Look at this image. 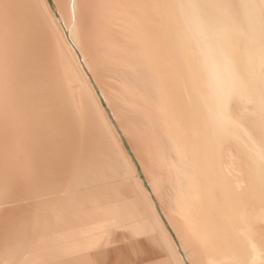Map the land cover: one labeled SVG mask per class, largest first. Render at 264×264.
Here are the masks:
<instances>
[{
    "label": "bare ground",
    "instance_id": "bare-ground-1",
    "mask_svg": "<svg viewBox=\"0 0 264 264\" xmlns=\"http://www.w3.org/2000/svg\"><path fill=\"white\" fill-rule=\"evenodd\" d=\"M34 41L40 44L35 51ZM119 62L132 71L140 68L141 84L126 85L121 92L110 88L105 74ZM112 95H124L138 107L150 130L130 132ZM96 129L113 143L124 177L112 181L114 176L107 175L110 180L97 179V186H85L81 193L69 188V179L70 191L48 199L50 188L47 195L41 183L56 188L60 176L52 171L48 177L59 176L51 179L54 186L49 178L35 179L39 187L33 192L42 190L40 201L35 194L34 200L25 195L39 201L33 207L44 200L53 222L69 227L58 235L54 260L63 254L76 256L68 264H103L114 233L126 230L166 250L167 258L151 264H264V0H0V224L12 220L14 227L24 210L18 213L20 192L13 183H32V174L42 167L65 170L71 157L61 159L72 133L88 137ZM148 169L164 170L172 178L169 208L161 203L168 177L148 174ZM96 171V176L101 173ZM23 185L21 192H31ZM42 213L35 223L28 213L34 229H45L36 219ZM13 227L5 234L17 236ZM17 253L26 255L0 250V264L49 261L42 256L46 253H37L19 263Z\"/></svg>",
    "mask_w": 264,
    "mask_h": 264
},
{
    "label": "rangeland",
    "instance_id": "rangeland-1",
    "mask_svg": "<svg viewBox=\"0 0 264 264\" xmlns=\"http://www.w3.org/2000/svg\"><path fill=\"white\" fill-rule=\"evenodd\" d=\"M50 1H52V0H50ZM33 44H36L35 43V41L34 42H32ZM32 44V49H34V47L35 48H38V45H40V44H36L37 45V47L36 46H34ZM37 50V49H36ZM34 51H35V49H34ZM142 74H143V72H142V70L139 68V69H136L135 71H132L131 69H127V68H125V66H123L122 64H121V62H119V63H117V66L115 67V68H113V69H111L109 72H107V74H105V81H106V84L108 85V86H110V88H112L113 90H115V91H119V92H121V91H124V89H122V88H124V86H126V85H135V84H141V82H142ZM111 99H112V102L117 106V110H118V112H119V114H120V116H121V119L123 120V122H124V124H125V126H126V128L130 131V132H132V133H135L136 131H139V132H148L149 130H150V127H149V124H148V122H146L145 120H144V118H143V116H141V114H140V112L138 111V107H134V106H132V104L130 103V101L127 99V98H124V95H122V96H114V95H112L111 96ZM111 118H112V122H113V124L115 125V128L120 132V136L122 137L123 135V133L121 132V130H120V128L118 127V124L116 123V121H115V119L112 117V115H111ZM90 129H95V127H93V128H90ZM98 129H96V130H94V133H92L93 132V130L91 131V130H89L90 131V133H89V135L90 136H92L91 137V141L89 142V139L90 138H88V137H90V136H88L87 137V135H85L87 138H88V141L87 142H89V143H87V144H89L88 146H89V151L85 148L86 146V143H85V141L87 140V138L85 137H83V135H82V137L81 138H83V139H81L79 136H77L76 134H73L72 133V135L74 136V137H72L70 140H69V143L71 144H75V146H76V144H77V142H80V140L79 139H81V143H79V144H77V146L75 147L74 145H70L69 147H68V149H67V154H69V155H67V154H64L65 156H64V158L63 159H61L62 160V162L64 161V159H65V161L66 160H68L70 157V163L71 164H68L69 162V160L68 161H66L67 162V167H66V169L64 170V168H63V170H58V169H52L51 171L50 170H47L46 169V167H42L41 169H38L39 171H38V173L37 172H35V174L33 173L32 175H34V176H31L32 178V183L31 182H28V183H30V184H25L24 183V181H19V179L17 180V184H14L13 183V189H15V193L16 192H20V193H18L17 194V196L15 197V198H20V200L19 199H17L18 200V202H20L19 204H17V207L19 208V206H20V208L18 209V213H20V211L19 210H21V209H24L23 210V212H22V210H21V214H20V216L19 217H17V218H19V220L17 219V218H15V220L14 221H16L17 223H16V225L13 227L12 226V223L14 224V222L12 221V220H10L11 222H9V221H6V222H4L3 221V223L2 224H4V227H3V225L2 224H0V226L2 225V227H0V228H2V232H4V233H2V232H0V234H1V239H5V237H6V240L7 241H1V239H0V244H1V242H2V244L0 245V250H2L3 251V253L5 252V251H8V250H10L11 252L12 251H16V250H18V251H20V253H23V254H25L26 252H27V250L26 249H28V254L26 253V255H24V257L23 258H20V257H22V256H20V254H18L17 253V255H16V257H17V259H16V261H18L19 260V263L20 262H22L21 260L22 259H24V258H26V260L27 259H30L31 257H33L34 255H36L37 253H46V254H42V256L44 257V259H46L48 262L46 263V264H55V263H53L54 261H56V264H68L71 260H73L72 258H75L76 256H69V255H63V254H60V255H58V256H56V260H54L53 258L55 257V256H52L53 254H51V253H53V252H55L56 250H57V248L55 249V247H54V245L56 244V242H58V235L60 236V235H63V234H67L68 232H66V231H68V226H63L62 228H60V227H58L56 224H55V222H53V221H55V219H53V215L50 213L51 212V210H52V208H50V206L49 207H44L45 206V204L44 203H42L43 201H41L40 202V206H39V208L38 207H36V205H34V207L36 208V209H33L34 207H33V204H38L37 202H39L40 200L38 199L39 197H37V194H41V191L42 192H47L46 190L47 189H49V191L48 192H50L51 191V193L49 194V198L48 199H50V197L51 196H53L52 194H54V196L56 195V197H57V194L56 193H58L59 191L61 192L62 191V193H61V195L64 193H66V192H68V191H70L69 190V188L70 189H72V190H75L76 188H78L77 189V191H80L79 193H81L83 190L85 191L87 188L85 187V186H87L88 188H93V187H95V186H97L98 184V182H96L97 181V179H98V181L100 182V180L102 179V180H110V179H108L109 177H111V175L112 176H114V177H111V178H113V180L112 181H114V180H118L119 178H121V177H124V176H122L123 175V171L121 170V169H119L116 165H117V162H118V156L116 155L117 153L115 152V150H114V148H112V147H114V145H112V144H110L109 142L111 141L110 139H109V137H107V135L104 133V132H101L100 130H98ZM102 130V129H101ZM96 131V132H95ZM99 131H100V133L102 134L103 133V137L104 138H102V136H99ZM97 132H98V134H97ZM75 136H77V137H79V139H76L77 137H75ZM81 136V135H80ZM105 136L108 138V140H110L109 142H108V140H107V142H106V138H105ZM94 137H96L97 139L99 138V137H101V138H99V140H101V141H98V143L96 142L97 141V139H96V141H95V139H94ZM124 137V136H123ZM75 138V140H74V142H73V139ZM85 139V140H84ZM103 139L105 140L104 142H105V144L108 146H103V144H104V142H103ZM72 140V141H71ZM76 140H79V141H76ZM94 140V141H93ZM162 140H163V143H164V145L166 146L167 144H168V140H167V138H162ZM83 141H84V143H83ZM93 141V142H92ZM96 144H95V143ZM102 144H101V143ZM90 143H91V145H90ZM99 143L103 146L102 147V149H101V145H99ZM92 144H95L94 146H97V145H99L98 146V148L99 149H101V150H99V152H97V153H95V152H93V150H97L98 148L96 147H93V145ZM104 144V145H105ZM71 146H74L73 148L71 147ZM78 146L80 147L81 146V148H78ZM84 146V149H86V150H84L82 147ZM91 146H92V149H91ZM111 148H110V147ZM126 146H127V148H128V150L130 151V145L129 144H126ZM135 146H136V148L139 150L140 148H142L141 147V144L136 140V142H135ZM104 147H106V149L104 148ZM76 148V149H75ZM88 148V147H87ZM70 149H72V152H70ZM84 150L85 151V153H84V151H82V150ZM91 149V150H90ZM103 149H105V151L103 150ZM112 149V150H111ZM80 150L83 152H81V156L80 155H78V153H80ZM106 150L108 151V154H109V152L111 153V157L113 158H111L110 156H108L106 153ZM70 153H69V152ZM79 151V152H78ZM92 151V152H91ZM101 151V152H100ZM78 152V153H77ZM87 152V153H86ZM114 152H115V154H114ZM92 154V156H91V154ZM93 153L96 155H93ZM102 153V157L103 156H105V157H100V155L99 154H101ZM112 153L114 154V156H112ZM74 154H76V156L74 155ZM85 154H90V156L88 155H84ZM99 156H98V155ZM105 154V155H104ZM73 155V156H72ZM110 155V154H109ZM116 155V156H115ZM68 157V158H65V157ZM76 157V159H75V157ZM79 157V159H77L78 157ZM82 156H83V158H82ZM96 157V158H95ZM101 159H103V166L102 167H100L101 165H102V163H101V161H102V159L100 160V163H99V158ZM108 157V159H112L113 160V162L111 163V161L112 160H107L106 158ZM110 157V158H109ZM117 159H116V158ZM72 158H74L73 160H72V162H71V159ZM87 158H88V160H87ZM93 158V159H92ZM98 158V159H97ZM87 161H86V160ZM91 159V160H90ZM117 161H116V160ZM75 160V161H74ZM76 160H77V162H76ZM79 160V161H78ZM85 160V161H84ZM94 160H97V161H93ZM105 160V161H104ZM108 162H107V161ZM82 161H84V163H82ZM89 161V162H88ZM110 161V162H109ZM65 162V163H66ZM73 162H75V163H78V165L79 166H81L82 167V169H80L81 167H79L77 164H75V163H73ZM81 162V163H80ZM85 162H86V164H87V166L86 165H83L82 166V164H85ZM90 165H92V166H90ZM96 163V164H95ZM112 164L111 166L110 165H108V164ZM114 163H116V164H114ZM73 164H75V165H73ZM93 164H95V169H94V165ZM100 164V166H99V168H97L99 171L101 170V173H99L98 172V174H97V176H98V178H96L97 176L95 175L96 173H94L97 169H96V167H98V165ZM104 164H107L108 166H110V169H109V167H107V166H104ZM68 165H69V167H68ZM71 165V166H70ZM77 165V166H76ZM89 165V166H88ZM75 168H74V167ZM85 166V167H84ZM136 166L137 167H139V169H141L142 167H140V164L138 163V162H136ZM87 167V168H86ZM89 167H91V168H93V169H91V168H89ZM103 167H105L106 169H108V170H106L105 169V171H103L104 169H103ZM117 167V168H116ZM45 168V170H43ZM68 168V169H67ZM79 169V170H76V173H75V170H72V169ZM86 168V169H85ZM88 168H89V170H91V171H89L88 170ZM101 168V169H100ZM115 168L117 169L116 171H115ZM70 169V171L67 173L68 174V177L70 176L71 178H68L67 177V175L65 174V177H61V175L60 174H62L63 173V175L62 176H64V173L66 172V170L68 171ZM83 169H85L84 171H82ZM112 169V170H111ZM118 169L120 170V171H118ZM41 170H43L44 171V173H43V171H41ZM57 170V171H56ZM80 170H81V172H80ZM88 170V171H87ZM95 170V171H94ZM97 170V171H98ZM111 170V171H110ZM41 171V172H40ZM45 171H48L47 173L45 172ZM52 171H55V172H53L54 174H56V172H57V175H59V176H57L56 177V179H58V177L60 178V179H58V180H56L55 179V176H54V178H50V177H53L52 175H54V174H50L49 175V172L51 173ZM60 171H62V172H59ZM63 171H65V172H63ZM74 171V172H73ZM93 171V173H91ZM96 171V172H97ZM110 171V172H109ZM117 171H118V173H122L121 174V176H118V175H120V174H118L117 173ZM71 172H73V173H75V174H71ZM85 172L86 173H89V174H85ZM41 173H43V175L44 176H42L41 177ZM46 173V174H45ZM82 173V174H81ZM84 173V174H83ZM112 173V174H111ZM149 173H151L152 175H154V176H156V177H165V178H167L168 177V179L166 180V182L162 185V188H161V197H162V200H161V203H162V205L167 209V208H169V206H170V203H171V199H172V196H173V181H172V178H170V176L168 175V174H166L167 172H165L164 170H159V171H156V173H154L152 170H150V169H148V174ZM39 176H38V175ZM41 174V175H40ZM50 176V177H48V175ZM71 174V175H70ZM76 174H78V175H76ZM81 174V175H80ZM100 174V175H99ZM102 174V175H101ZM37 175V176H36ZM47 175V176H46ZM81 177H80V176ZM83 175V176H82ZM85 175V176H84ZM88 175H89V177H88ZM92 175L94 176V177H92ZM109 177H108V176ZM23 176V174L21 175V177ZM47 178H46V177ZM72 176H75V177H72ZM101 176V177H100ZM104 176V177H103ZM144 177H147L146 176V174L145 175H143ZM20 176H19V178H21ZM24 177V176H23ZM22 177V178H23ZM36 177H40V181H42V180H47L48 178L51 180V179H55L54 181H55V183L57 184V183H59V184H57L55 187L56 188H53L52 189V186H50V185H52V183L50 182V180H49V182L51 183V184H43V183H41V185H42V187H43V189L41 190V189H37L38 190V192L40 191V193H37V190H36V192H33V189H36L37 187L36 186H38V183H36L37 182V180L35 181V179H37ZM45 177V178H44ZM67 177V178H66ZM80 177V178H79ZM86 177V178H85ZM100 177V178H99ZM117 177V178H116ZM43 178V179H42ZM65 178H66V180L68 181L67 183H66V180H65ZM75 179V181H74V179ZM79 178V180H77ZM90 180H89V179ZM94 178V179H93ZM95 178H96V180H95ZM62 179L64 180V181H62ZM69 179H70V182H71V185H73L72 187H70L71 185L69 184L70 182H69ZM73 179V180H72ZM91 179H93L92 181H91ZM62 181V185L64 184L65 186L64 187H66V188H64V187H62V189L64 190H61V188H60V190H58L59 188L57 187V186H62L61 185V181ZM88 180V181H87ZM94 180H95V182H94ZM106 180V181H107ZM171 180V181H170ZM52 181V180H51ZM54 181H52L53 182V186H54ZM57 181H59V182H57ZM73 181V182H72ZM76 181H79L78 183L76 182ZM83 181V182H82ZM22 182L24 183V185L22 184ZM63 182H65V183H63ZM75 182H76V185H75ZM82 182V183H81ZM72 183H74V184H72ZM80 183H81V188L82 189H80V186H78V184L80 185ZM92 183V185L91 186H89L90 184ZM31 184L34 186V187H31ZM67 184H69V188H68V185ZM84 184H86V185H84ZM97 184V185H96ZM19 185H23V187L25 186H27L26 187V190H27V188H28V190L29 191H31V192H29V193H27V191H25V192H23L24 190H25V188H23V189H21V186H19ZM20 189H18L17 187ZM46 186V187H45ZM76 186V187H75ZM39 187V186H38ZM47 187H49V188H47ZM84 187V188H83ZM47 188V189H46ZM75 188V189H74ZM32 189V190H31ZM54 189H57V191L55 190L54 191ZM66 189H67V191H66ZM80 189V190H79ZM17 190V191H16ZM21 190H23L22 192H21ZM53 190V191H52ZM83 191V192H84ZM48 192H47V195H48ZM56 192V193H55ZM59 192V193H60ZM26 193V194H25ZM32 195H31V194ZM19 194L21 195V196H19ZM22 194H24L23 196H22ZM28 194V195H27ZM35 194V195H34ZM25 195H27L28 197H29V199L31 198V200H34V198H36V199H38V200H36L35 199V201L33 202V201H28V197L27 196H25ZM36 196V197H34V196ZM51 195V196H50ZM58 195H60V194H58ZM24 197L25 198H27L26 199V201H25V199H24ZM34 197V198H33ZM52 198V197H51ZM54 199H56V198H53V200ZM25 201V202H22L21 203V201ZM47 200V199H46ZM31 202H33L32 204H31ZM36 202V203H35ZM64 202V201H63ZM42 203V204H41ZM51 203V202H50ZM49 203V204H50ZM21 204V205H20ZM23 204H26L25 206L23 205ZM31 204V205H30ZM48 204V203H47ZM28 205H29V207H28ZM59 205V204H58ZM24 206V207H23ZM42 206V207H41ZM26 207H28V209L26 208ZM61 207H62V205H61ZM40 208H42V210H43V213H45V214H43L42 212H40V211H42V210H40ZM48 208V209H47ZM27 209V210H26ZM30 209H32V210H30ZM36 210V211H35ZM47 212H46V211ZM32 213H30V212ZM45 211V212H44ZM24 212H25V214L26 215H29V214H31V216H34V223H35V216H36V214H41L42 213V217H36V219L37 218H40V219H37L38 221H40V223L42 222V224H41V226L43 225V227L45 228V229H40L38 226H37V229H34V227H33V225H34V223H32V221H33V217H31L30 215L29 216H25V214H24ZM34 212H36V213H34ZM49 212V213H48ZM29 213V214H28ZM33 213L35 214V215H33ZM48 213V214H47ZM22 214H24V216L22 215ZM52 215V217H51V219L49 218L50 217V215ZM46 215V216H45ZM48 215H49V217H48ZM6 216V215H5ZM4 217V216H3ZM25 217H26V219L28 220H26L25 219ZM28 217V218H27ZM46 217V218H45ZM31 218V219H30ZM48 221H47V220ZM36 220V221H37ZM52 220V221H51ZM24 221V222H23ZM26 221V222H25ZM22 222V224H20V223ZM11 223V225H8V224H10ZM20 224V227L18 228V226H17V224ZM51 223V224H50ZM24 224H25V226H24ZM50 224V225H49ZM30 225H32V226H30ZM36 225V224H35ZM34 225V226H35ZM6 226V227H5ZM8 226V227H7ZM12 226L13 228H14V230L17 228L18 229V231L20 232V229H23L22 231H24L25 233H27V235L26 234H21V232H20V234H21V236H23V239H20V238H22L21 236H20V234H19V232L17 231V229L15 230V232L20 236H18L19 238H17V236L15 235V233H14V231H12V232H10V234H5V232H9V231H11V230H13L12 229V227L10 228V227ZM24 226V227H23ZM31 227V229H30V227ZM57 226V227H56ZM21 227H23V228H21ZM28 229V232H26L27 231V229ZM50 227H51V229H50ZM25 228V229H24ZM42 228V227H41ZM59 228V229H58ZM4 229V230H3ZM10 229V230H9ZM49 229V230H48ZM67 229V230H66ZM6 230V231H5ZM8 230V231H7ZM33 230V231H32ZM56 230H57V232H56ZM66 230V231H65ZM32 231V232H31ZM40 231H41V233H40ZM43 231V232H42ZM48 231V232H47ZM24 232H22V233H24ZM31 232V233H30ZM39 232V233H38ZM48 233V235L46 236V234ZM60 234H59V233ZM62 232V233H61ZM29 233V234H28ZM34 235H33V234ZM45 233V234H44ZM55 233V234H54ZM3 234H4V236H3ZM14 234V235H13ZM44 234V235H43ZM6 235V236H5ZM8 235H12V237L14 238V236H15V238L16 239H18V240H16L15 238V240H13V238L12 237H10L9 236V238L7 237ZM3 236V237H2ZM24 236H26L27 238H24ZM29 236H33L32 237V239H31V237L30 238H28ZM49 236H52V237H49ZM35 237V240L33 239ZM37 237H39V239H37ZM45 237V238H44ZM11 238V239H10ZM47 238V239H46ZM145 238L147 239V240H145ZM134 237L133 236V234H131L129 231H126V230H118V231H116L115 233H114V236H113V240H114V243H115V241H116V243L114 244H111L106 250H104L103 251V254H102V256H103V259H104V263L103 264H114V262H117V260H118V258H121V256L122 257H124V258H126V260H127V262H128V264H142V263H150V262H157V261H160V260H162V259H165V258H167L168 257V253L166 252V250L165 249H163V248H160V246L158 247V245H152V243H150L151 241L147 238V237ZM26 239V240H25ZM42 239V240H41ZM10 240H12V242H13V244H14V242H15V244L16 245H14L13 246V244L11 245L10 244ZM24 242H22V241ZM26 242H25V241ZM31 243H28V241ZM31 240V241H30ZM37 240V241H36ZM5 242H7V243H9V245H11V246H9V248H7L8 246H7V244L5 243ZM21 242V243H20ZM37 242H38V244H37ZM3 243L4 244H6V245H3ZM41 243H44L45 245L44 246H39V244H41ZM34 244V245H33ZM3 245V246H2ZM27 245V246H26ZM38 245V246H37ZM1 246L3 247V249L1 248ZM35 247V248H34ZM131 247H136V248H138V250L140 251V254H136V252L135 251H137V250H133V248H131ZM15 248V249H14ZM29 248H30V250H29ZM4 249H5V251H4ZM132 249V250H131ZM161 249H162V251H161ZM22 250H24V251H22ZM39 250V251H38ZM5 255V254H4ZM28 255V256H27ZM95 255V254H94ZM27 256V257H26ZM60 256H61V259H62V261H61V259H60ZM19 257V258H18ZM34 258V257H33ZM59 258V259H58ZM70 258H71V260H70ZM66 259H68V260H66ZM54 260V261H53ZM68 261V262H67ZM66 262V263H65ZM14 263H16V262H14ZM17 264H18V262H17ZM71 264H72V262H71Z\"/></svg>",
    "mask_w": 264,
    "mask_h": 264
},
{
    "label": "crops",
    "instance_id": "crops-1",
    "mask_svg": "<svg viewBox=\"0 0 264 264\" xmlns=\"http://www.w3.org/2000/svg\"><path fill=\"white\" fill-rule=\"evenodd\" d=\"M113 243H114V241H113ZM115 243H116V241H115ZM131 248H133V247H131ZM133 250H137V251H135L136 254H140V251L138 250V248L134 247ZM151 263H153V262H150V263H142V264H151ZM114 264H128V262H127L126 258H124V257L121 256V258H118L117 262H114Z\"/></svg>",
    "mask_w": 264,
    "mask_h": 264
}]
</instances>
